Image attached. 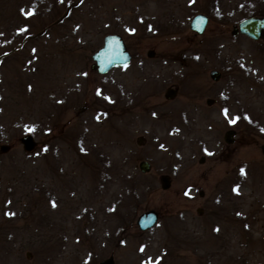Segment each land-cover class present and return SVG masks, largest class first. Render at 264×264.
Returning <instances> with one entry per match:
<instances>
[{"label": "rangeland", "instance_id": "rangeland-1", "mask_svg": "<svg viewBox=\"0 0 264 264\" xmlns=\"http://www.w3.org/2000/svg\"><path fill=\"white\" fill-rule=\"evenodd\" d=\"M249 16L264 0H0V264H264V44L230 34ZM108 33L130 59L97 74Z\"/></svg>", "mask_w": 264, "mask_h": 264}, {"label": "water", "instance_id": "water-1", "mask_svg": "<svg viewBox=\"0 0 264 264\" xmlns=\"http://www.w3.org/2000/svg\"><path fill=\"white\" fill-rule=\"evenodd\" d=\"M207 22V17L202 13L194 14L190 20L188 27L191 31L200 34L202 33ZM232 35L237 33L244 35L251 40L262 39L264 43V16H249L240 20L236 27H233L230 32ZM153 52L151 50L146 51V56H152ZM90 59L93 63L90 68L93 69L98 74L106 73L110 68L124 66L128 63L130 59V53L125 47L122 38L115 33H108L102 37L101 45L90 55ZM209 77L212 80H217L219 77V72L215 69H211L208 72ZM175 90L172 87H167L164 91L163 97L165 99H170L174 96ZM212 103V99L207 98L206 104ZM234 131L228 129L224 131L222 140L225 143L232 142V135ZM19 142L24 151H30L34 145V139L29 134H24L19 137ZM8 150L7 145H0V152H5ZM261 153L264 155V144L260 146ZM203 161V156L200 155L198 163ZM137 167L140 172L145 173L149 170V163L145 160H140L137 163ZM161 189H167L169 186L168 176L161 175L159 177ZM198 195H202V191H198ZM157 220V214L154 210L148 209L137 215L135 219V225L138 230L143 231L152 227ZM97 264H115L112 256H107L100 259Z\"/></svg>", "mask_w": 264, "mask_h": 264}, {"label": "snow or ice", "instance_id": "snow-or-ice-1", "mask_svg": "<svg viewBox=\"0 0 264 264\" xmlns=\"http://www.w3.org/2000/svg\"><path fill=\"white\" fill-rule=\"evenodd\" d=\"M29 14H32V13H29ZM186 195H187V193H186ZM53 206H55V205H53ZM141 251H143V249H141ZM156 264H159V261H157Z\"/></svg>", "mask_w": 264, "mask_h": 264}]
</instances>
